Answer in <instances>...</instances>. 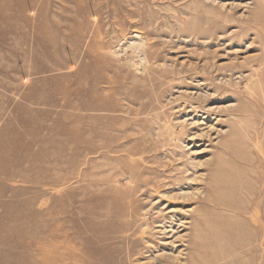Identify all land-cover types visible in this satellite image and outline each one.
<instances>
[{
    "label": "rangeland",
    "instance_id": "374dc122",
    "mask_svg": "<svg viewBox=\"0 0 264 264\" xmlns=\"http://www.w3.org/2000/svg\"><path fill=\"white\" fill-rule=\"evenodd\" d=\"M137 1L0 0V264H44L43 245L54 259L61 248L48 264H264V0ZM140 42L179 75L143 82L134 104L118 97L100 125L125 130L95 155L90 102L49 103L48 90L77 88L91 54L130 90ZM217 123L226 133L190 156L191 131ZM96 163L109 165L98 177ZM128 169L133 183L116 177ZM168 211L184 219V255L153 260Z\"/></svg>",
    "mask_w": 264,
    "mask_h": 264
},
{
    "label": "bare ground",
    "instance_id": "6f19581e",
    "mask_svg": "<svg viewBox=\"0 0 264 264\" xmlns=\"http://www.w3.org/2000/svg\"><path fill=\"white\" fill-rule=\"evenodd\" d=\"M136 2L138 1L136 0ZM141 38L142 36H141V33L139 32H135V36L131 37L132 40L134 41L136 40L137 42L141 41L139 40ZM134 44H136V42ZM145 48L146 47H145L144 42H140V44L138 43L136 51L138 50L140 53V56L138 58L139 60L136 61L132 58L129 59L130 66L135 70L134 74L140 73L139 75L136 74L134 76L137 78V81L134 82L133 87H131L130 90L120 89V86H119L120 83L124 82V79H126V76H121L119 74L117 76L116 75L111 76L108 73V66L110 63L107 60L105 61L102 58L95 56L94 54H91L93 56H89L90 54L88 55L90 57V62L87 66H82L81 69H77L75 71L76 72L75 77L77 76L78 78L77 82H75V85L77 88H75L74 86L73 88L62 87L61 85L57 84V85H54L52 89L48 90V98H49L48 102L49 103L53 101L54 99L53 97H55V95H64V96L73 95L80 101H84L86 103L87 101L90 102L89 110L95 113V117H94L95 125L90 133V137L92 139L91 149H92V153L95 155L111 154L113 152V147H114V137H113L114 133L115 132L121 133L122 131L125 130L123 127H110V126L103 127L100 125L102 120H108L106 124L114 122L115 118L113 117V114L115 112H118L119 110L117 107L118 97L121 98L122 102H125L127 104H132V103L134 104V102L137 99L140 100L141 98L140 96L139 97L134 96L133 93L137 92L138 94L140 93V95L142 93L144 94L143 90H141V87H143V89L144 87H146V86H143V82L148 81L150 84V87L154 88L155 79L157 78L158 80V78L160 77L158 76L159 74L172 76L173 77L172 80H176L174 76L179 75V72L175 70L168 71L165 63H158L156 59L151 58L150 54L147 52V49ZM132 55L133 54H131V56ZM139 80L140 82H138ZM199 95H202L204 98H211L210 89H208L206 85L204 84V87L199 92ZM48 102L45 104H48ZM191 108H194V113H198V112H204L205 114L213 113L212 110L208 108V106H200V105L192 106L191 105ZM80 120L81 119L78 118L77 126H78V123L80 125ZM189 120L186 121L188 126L197 127L198 120L194 121V119L192 118ZM218 125H219L218 123L216 125H213L211 129H209L206 132L199 131V133L201 134L191 131V134H189L190 143L187 145V147L190 146L189 149L191 148V151L190 150L188 151L190 156H193L192 148H195L197 144L196 140H199L202 137L211 138L212 136H215L214 138L217 139L221 135H224L226 133V131H224V128ZM200 126H203V125H200ZM76 130L78 131V134L80 135L81 133V137H83L81 128L77 127L75 131ZM193 131H195V129ZM221 145L225 149H230V148L231 150L233 149V143L230 141L222 143ZM219 154L220 156L224 155L221 152ZM108 166H109L108 164L100 165L96 163L94 165V176L95 177L100 176V172H99L100 168L101 167L107 168ZM106 171H109V170H106ZM234 173L235 171L233 170L227 171L226 173L228 174L227 179L234 178ZM116 177L125 180L127 183H133L136 179V173L133 170H129V169L120 170V172L116 174ZM180 192L184 195L187 194L184 187L180 189ZM161 212L163 211L161 210ZM179 217L180 216H177L174 213V211L167 212L166 217L161 222L162 225L158 227L159 228L158 235L160 236L162 235L161 242L163 245L160 249L154 252L156 254H152L153 260H156L161 255L171 257L172 259H179L183 257L184 255L183 250L179 249L180 247L177 245V242H178V239L180 238V233H181L180 230L184 228L185 223L183 222L184 220L183 217L181 219ZM55 248H56V254H58L56 256L57 259L53 258L52 251H50L48 246L43 245L38 249L39 251L47 253V254L51 253L48 257H45L43 259L45 262L44 264L56 263L58 261H61L62 259L60 255L61 251H59L61 250V248H58V249L57 247ZM65 254H66L65 252L62 253V255H65Z\"/></svg>",
    "mask_w": 264,
    "mask_h": 264
}]
</instances>
